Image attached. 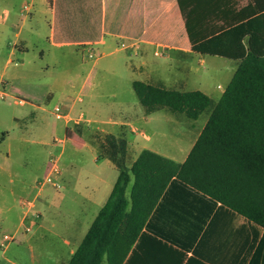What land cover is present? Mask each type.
Masks as SVG:
<instances>
[{
    "label": "crops",
    "instance_id": "1",
    "mask_svg": "<svg viewBox=\"0 0 264 264\" xmlns=\"http://www.w3.org/2000/svg\"><path fill=\"white\" fill-rule=\"evenodd\" d=\"M25 3L23 7L28 13L23 16V21L18 26V36H21L28 17H30V31L36 35L40 33V25L46 22L48 39L52 47L57 49L69 48L67 49L68 52L73 54L77 50L86 51L89 52V56L93 49L103 53L108 50L111 52L128 51V55L132 54L138 57L137 64L129 63L130 57H125L126 64L129 63L133 69V75L142 76L145 78L142 81L166 88L168 87L164 83H171L182 91H191L187 89V86L193 76L194 64L191 62L195 57L202 63L207 62L210 71L217 68L218 71L222 72V68L223 70L225 68L232 78L240 65L241 60L204 54L196 51L194 46L213 36L231 32L239 26L238 32L226 35L223 40L226 46H232L234 50L238 48L240 50L239 41L242 28L250 29L242 40L246 48L252 32L264 36V0H25ZM6 14H9V11ZM248 23L251 24L250 27L242 26ZM27 43L26 40H21L20 48L26 50ZM122 43H126L128 46L122 48ZM17 46L18 43L15 47ZM262 46L260 45V48ZM156 51L164 53V61L152 60V55L158 56L155 54ZM174 58L176 60H173ZM172 69H178L182 74L175 78L170 76L171 78L167 79L166 76L170 74ZM75 79V76L69 75L63 80L55 81L54 84L64 82L67 89L56 88V86L49 88L43 100V103L47 101L49 104H41L35 108L47 111L52 101L61 100L59 103L74 117L78 113L84 112L92 122L110 125L103 127L93 124L90 128L106 131L115 136L117 140L109 153L107 142L99 148L87 136L74 131L69 125L70 122L63 120L65 134L76 138L81 147L99 152L96 157V166L99 171L92 174L91 180L93 184L91 189L94 193L84 195L81 200L72 197L73 205L67 209V216L58 220V224L66 235L63 243L69 247L70 258L98 212L108 200L119 176L118 166L111 159L110 154L120 158L127 167L134 163L144 149H149L182 163L188 157L208 121L207 119L204 125L195 131L187 148L179 145L171 149L164 144L149 147L145 141H151V137L133 122V119L138 115L137 111L123 104L117 105L116 103L99 101L96 94L86 93V98L83 97L81 92L86 87V80L81 85L79 92L75 93L72 90L75 86ZM1 80L3 79L0 78V83ZM135 80H132V85ZM196 82L198 88L192 90L203 91L215 103L218 102L228 86L218 83L216 87H212L207 78H200ZM6 83L5 80V86ZM215 89L220 90V92ZM206 111L210 112V109ZM144 113L150 115L153 112L148 113L144 108ZM116 114L120 115L122 119L114 118ZM148 120H153V118L149 117ZM105 170H111L113 173L116 170L117 178L115 173L114 176L111 175L110 177ZM69 175L70 180H72L74 178L73 173H69ZM132 184L133 181L129 184L128 195L131 192ZM108 193L109 196L106 199ZM178 196V191H170L168 195L159 200L162 207L155 213L153 209L149 220H146L143 228L146 235L139 238L136 252L133 255L129 253L131 257L128 264H180L181 257L177 246L161 235H166L176 241L181 240L177 228L182 225V221L184 225L201 226L203 229L192 244L191 250H188L187 257L193 254L194 249H198L201 257L206 253V260L210 264H250L257 246L255 245L251 250L253 241L249 236L248 223L244 218L233 216L230 211L220 206L219 202L217 205H213L211 215L206 218L210 205L200 193L191 195L192 197L188 200L189 207L187 210L193 211L194 216L183 215L178 218L177 215L181 211L177 207L180 205L176 201ZM48 198V191H43L38 197L35 208L38 212V218L35 222L36 230L44 228L43 219ZM91 209L94 211L92 212L93 216L86 223L84 218L91 213ZM54 214L56 218L58 212L55 211ZM147 224L152 226V230H147ZM258 242L259 240L257 245ZM218 245H222L223 248H219ZM5 250L3 249L4 253ZM4 253L0 257V264L12 261ZM203 259L205 258L203 257ZM65 261H61V264L68 263ZM260 263L263 264V258Z\"/></svg>",
    "mask_w": 264,
    "mask_h": 264
},
{
    "label": "rangeland",
    "instance_id": "2",
    "mask_svg": "<svg viewBox=\"0 0 264 264\" xmlns=\"http://www.w3.org/2000/svg\"><path fill=\"white\" fill-rule=\"evenodd\" d=\"M23 4H26L25 0H0V78L7 81L1 90L10 94L0 96V241L5 233L16 237L5 253L0 246V257L4 253L12 259L5 264H61V261L69 260L70 254L69 247L63 243L66 235L58 220L67 216V209L73 205L72 197L81 200L84 195L94 193L91 180L92 174L99 171L96 166L99 152L81 147L76 138L65 134L64 121L58 119L52 109L59 105L65 110L59 103L61 100L52 101L47 111L35 108L41 104H49L47 101L43 103L49 88L56 86L67 89L64 82L54 84L55 81L63 80L69 75L75 76L76 82L72 90L78 93L86 80V87L81 92L83 97L86 98V93L96 94L99 101L123 104L137 111L138 115L133 122L151 137V141H145L149 147L159 144L171 149L179 145L189 147L195 131L204 125L210 112L205 111L198 119H191L184 113L172 112L164 107L146 115L132 85V80L145 78L133 75V69L129 66L131 62L138 63L137 56H129L125 50H108L103 53L93 49L92 56H89L86 51L77 50L73 54L68 52L69 48H54L48 39L47 23L40 25V33L36 35L30 31V17L26 19L21 36H18V26L28 13ZM7 11L9 14H6ZM21 40L28 42L26 50L20 48ZM17 43L18 46L15 47ZM125 57H130L128 64ZM152 60L164 61V53L152 55ZM191 63L194 64V69L188 90L198 88L196 81L200 78H207L212 87H216L218 83L227 86L232 78L225 68H222V72L217 68L208 70V63H202L196 57ZM181 74L180 70L172 69L166 78H175ZM164 84L170 89H180L171 83ZM19 98L26 103H16L15 99ZM149 117L153 120L149 121ZM114 118L122 119L117 114ZM93 124L110 126L101 122H91L89 125L73 121L69 123L74 131L84 134L101 148L107 136L112 134L91 129ZM4 132L7 136L1 140ZM56 139H64V143H57ZM57 157H60L59 181L62 187L55 189L49 186L43 190L49 193L45 205L44 228L36 230L35 223L31 231H26L20 224L26 209L21 201L32 199L36 195L37 180L45 176L51 160ZM106 170L110 177L115 173L117 178L116 170L114 173ZM69 173L74 175L72 180ZM108 196L109 193L105 198ZM55 211L58 212L56 218ZM92 212L93 209L85 216L86 223L91 220Z\"/></svg>",
    "mask_w": 264,
    "mask_h": 264
},
{
    "label": "trees",
    "instance_id": "3",
    "mask_svg": "<svg viewBox=\"0 0 264 264\" xmlns=\"http://www.w3.org/2000/svg\"><path fill=\"white\" fill-rule=\"evenodd\" d=\"M242 29L240 50L223 43L226 35L238 32L240 26L194 46L204 54L241 60L216 103L201 90L182 91L142 80L133 82L139 102L148 113L166 107L198 119L210 109L208 121L182 163L144 149L127 167L120 158L110 154L118 166L119 176L108 200L67 264H102L104 261L128 264L139 238L146 235L143 231L146 220L153 209L155 213L162 207L159 200L170 191L179 193L176 200L181 210L178 218L194 216L193 211L187 210L188 200L199 193L210 205L206 218L218 202L233 216L244 218L253 241L251 250L257 246L250 264H261L262 258L264 264V36L252 32L246 48L242 40L250 29ZM260 45L263 46L260 48ZM5 135L6 132L2 133L1 140ZM116 140L113 135L107 136L109 153ZM151 227L147 224L146 228L152 230ZM202 230L201 226L184 225L182 221L177 228L181 240L161 236L174 242L182 264H210L206 253L203 259L198 249L187 257ZM218 247L223 248L222 245Z\"/></svg>",
    "mask_w": 264,
    "mask_h": 264
},
{
    "label": "built area",
    "instance_id": "4",
    "mask_svg": "<svg viewBox=\"0 0 264 264\" xmlns=\"http://www.w3.org/2000/svg\"><path fill=\"white\" fill-rule=\"evenodd\" d=\"M127 46L128 45L126 43L121 44L122 48H126ZM155 54L162 55L160 51H156ZM90 56H92V54H90ZM2 86H5L3 80H1L0 83V96H4V97L10 96L7 92L4 91V89L3 91L1 90ZM15 102L22 105L26 103V101L22 98H19L18 100L15 99ZM53 113L58 119H62L68 122L74 121L75 123H85L87 125H89L92 122V120L88 118L84 112H80L76 117H74L70 111L63 110L59 105H56L53 108ZM55 142L64 143V139H56ZM59 162H60V157L53 158L51 160V163L49 164L48 172L45 174L44 177L40 178L36 182L38 189L36 195L32 199H25L21 201V204L25 206L26 209L23 213L20 224L24 226V229L26 231L32 230V227L35 224L36 219L38 218V212L35 210L36 201L38 200V197L42 193V191L49 186L55 189H60L62 187L59 181V176L61 175V167ZM31 219L35 220V222ZM15 240L16 237L14 234L5 233L1 238L0 246L1 248L6 249L10 244L15 242Z\"/></svg>",
    "mask_w": 264,
    "mask_h": 264
}]
</instances>
